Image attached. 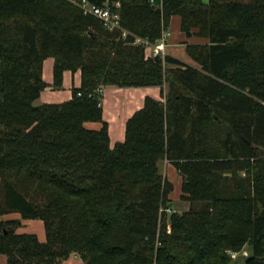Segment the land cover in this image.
Returning <instances> with one entry per match:
<instances>
[{
    "label": "trees",
    "instance_id": "16d2710c",
    "mask_svg": "<svg viewBox=\"0 0 264 264\" xmlns=\"http://www.w3.org/2000/svg\"><path fill=\"white\" fill-rule=\"evenodd\" d=\"M120 2L121 24L156 42L174 15L197 65L146 57L70 0H0V252L8 264H264V0H90ZM82 71L60 103L36 101ZM159 86L111 146L100 86ZM81 93V94H79ZM101 122L91 129L86 122ZM183 176L184 213L168 214ZM245 172V174H243ZM41 219L46 241L18 233ZM171 228V231L168 228Z\"/></svg>",
    "mask_w": 264,
    "mask_h": 264
},
{
    "label": "crops",
    "instance_id": "0c3cea01",
    "mask_svg": "<svg viewBox=\"0 0 264 264\" xmlns=\"http://www.w3.org/2000/svg\"><path fill=\"white\" fill-rule=\"evenodd\" d=\"M175 17H179L178 30L173 27L174 23H176ZM168 31L170 32L168 45L169 53L186 63L196 65V63L190 61V58L187 59L184 57V52L187 53V43H200V41L205 40L199 37L197 38V36L188 37L184 34L181 30V18L179 15H174L172 17ZM54 65L55 59L53 57L45 59L43 65V78L48 83V86L42 91L40 98L36 101L39 102L38 104L60 103L70 100L73 97V89L82 85L81 69H78L75 72L72 70H65L63 86L59 89L55 88L53 86ZM103 95V115L104 119L109 124V134L112 147H114L117 142H123L125 140L127 122L137 110L144 106L147 96L164 100L159 86L119 87L116 85H108L104 88ZM85 125L91 129H100L102 123L89 121L86 122ZM171 165L173 164L171 163ZM19 218H21V214L15 212L0 216V221ZM39 220L40 219H23L22 226L17 229V232L35 233L41 241H46L45 225L42 220ZM32 223H36V225L32 226ZM29 225L32 229L25 231L24 229ZM0 264H8L7 256L2 252H0ZM62 264H85V262L78 255L72 254L68 259L64 260Z\"/></svg>",
    "mask_w": 264,
    "mask_h": 264
},
{
    "label": "built area",
    "instance_id": "2783aa9c",
    "mask_svg": "<svg viewBox=\"0 0 264 264\" xmlns=\"http://www.w3.org/2000/svg\"><path fill=\"white\" fill-rule=\"evenodd\" d=\"M70 1L82 8L85 14H91L101 19L107 29L111 31L120 30L124 39L132 35L134 37L133 44L144 46L145 55L147 58L160 57L161 59L165 60L167 56L166 44L167 38L170 34L169 31H164L162 37L159 40H157L156 42H152L149 38L136 35L122 26L121 14L118 10L121 6L120 2H114L113 4L105 3L104 5H98L91 2L90 0ZM97 92L102 94L104 92V87L100 86L99 88H97ZM165 211L174 212L175 210L169 207L165 209Z\"/></svg>",
    "mask_w": 264,
    "mask_h": 264
},
{
    "label": "rangeland",
    "instance_id": "374dc122",
    "mask_svg": "<svg viewBox=\"0 0 264 264\" xmlns=\"http://www.w3.org/2000/svg\"><path fill=\"white\" fill-rule=\"evenodd\" d=\"M203 1L205 3H209L210 2V0H203ZM222 1H228V0H222ZM244 1H249V0H244ZM178 18L179 17H175L176 23H174V25H173V27L176 30H178ZM169 37H170V34H169V36L167 38V44H166V52H167V55H171L169 53V49H168ZM198 37L199 36H197V38ZM200 42H204V41H200ZM174 57H176V56H174ZM184 57L187 58V59L190 58V61L192 63L193 62L196 63L193 60V58H191V57L188 56V54L186 52H184ZM196 65H197V63H196ZM103 87L105 88L106 86L104 85ZM36 103L38 104L39 102H36ZM160 168H161V171L164 174V176H166L169 180H171L175 184V188H174L173 192L171 193V198H172L171 208L173 210L179 212V213H184L185 211H188L190 209V207H191V202L188 201V200H183L180 197L181 194H182V181H183V176L180 174V172L177 171V169L175 168L174 165H171V162H169L168 160L161 161L160 162ZM243 174H245V172H243ZM171 213L172 212H168V214H171ZM5 215H7V214H5ZM5 215H0V216H5ZM33 225H36V223H32V226ZM30 229H32V228L29 225V226H26V228L24 230L25 231H29ZM168 230L171 231L170 226H169ZM230 252L232 253L233 258L235 259V263L234 264H245L246 258L251 255V252L252 251L250 250V248L248 246H246V247H244V249L241 252H236V253L233 252V251H230ZM72 254L78 255L82 259V257H81L80 254H78V253H72Z\"/></svg>",
    "mask_w": 264,
    "mask_h": 264
}]
</instances>
